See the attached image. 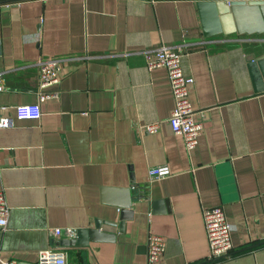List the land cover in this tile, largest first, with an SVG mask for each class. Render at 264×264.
<instances>
[{
	"label": "crops",
	"instance_id": "crops-1",
	"mask_svg": "<svg viewBox=\"0 0 264 264\" xmlns=\"http://www.w3.org/2000/svg\"><path fill=\"white\" fill-rule=\"evenodd\" d=\"M197 2L0 3V104L15 118L0 127V188L11 207L2 260L37 264L39 250L55 246L68 264H148L149 236L160 233L166 264H264V76L252 68L264 56V31L205 35ZM175 43L204 124L192 149L167 120L175 98L166 68L150 69L144 55ZM46 57H60L63 74L43 88ZM43 89L53 94L40 100ZM32 102L41 116L17 117L16 105ZM151 122L157 131L143 127ZM161 164L171 174L152 177ZM132 181L149 184L147 199L133 189L131 214L121 218L117 189ZM212 206L233 225L234 248L217 258L203 216ZM97 221L107 237L87 234L88 244H62L77 233L51 231Z\"/></svg>",
	"mask_w": 264,
	"mask_h": 264
},
{
	"label": "built area",
	"instance_id": "built-area-1",
	"mask_svg": "<svg viewBox=\"0 0 264 264\" xmlns=\"http://www.w3.org/2000/svg\"><path fill=\"white\" fill-rule=\"evenodd\" d=\"M186 35V32H184ZM185 54L183 44H163L157 47H150L144 50L147 66L150 69L164 67L168 72L171 82L175 105L168 117V122L175 133L182 134L188 148L197 145L199 136L203 130V120L197 117V110L190 98L193 77L184 72L182 66V56ZM63 74V63L60 57H46L39 60L40 86H47L57 83ZM5 88V84L0 76V92ZM53 93L46 89L40 92V100L51 96ZM16 115L19 118H39L42 114L40 102L21 103L16 105ZM15 118L2 113L0 104V127L12 126ZM148 131L155 132L159 128L158 122L146 123L143 125ZM171 167L168 164L155 165L150 167L149 174L152 177L160 178L171 174ZM10 205L7 201L6 193L0 188V227L6 228ZM205 228L209 240V257L217 258L226 255L234 248L232 240L233 225L228 221L225 210L222 206L205 207L203 209ZM56 236L76 235L77 229L74 227H54L51 229ZM166 249V239L160 233H151L148 243V264H166L164 252ZM4 264H12L4 261ZM37 264H68V252L63 247H46L38 252Z\"/></svg>",
	"mask_w": 264,
	"mask_h": 264
},
{
	"label": "water",
	"instance_id": "water-1",
	"mask_svg": "<svg viewBox=\"0 0 264 264\" xmlns=\"http://www.w3.org/2000/svg\"><path fill=\"white\" fill-rule=\"evenodd\" d=\"M13 0H0L1 2H9ZM201 18L202 28L205 35H212L219 32H261L264 31V0H198L197 2ZM258 67V68H257ZM253 71L257 73L258 77L260 73L264 76V56L260 59L253 61ZM258 70V71H257ZM149 184L147 183H132L121 189L118 188L121 198L117 199L120 209V217L125 218L128 212L127 207H132L133 197L132 191L136 188H142L139 192L138 200L147 199L145 196V190ZM108 189V188H107ZM100 224L97 221L96 227L79 228L77 230V237L74 240L62 239V244H88L87 234H90V239H102L107 237L105 231L99 230Z\"/></svg>",
	"mask_w": 264,
	"mask_h": 264
}]
</instances>
